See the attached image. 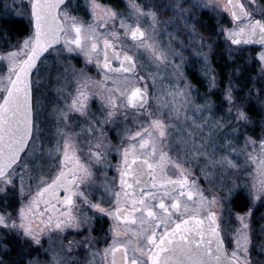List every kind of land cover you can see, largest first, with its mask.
Returning <instances> with one entry per match:
<instances>
[{
    "label": "snow or ice",
    "instance_id": "snow-or-ice-1",
    "mask_svg": "<svg viewBox=\"0 0 264 264\" xmlns=\"http://www.w3.org/2000/svg\"><path fill=\"white\" fill-rule=\"evenodd\" d=\"M25 2L29 34L15 43L4 36L0 51V250L12 243L27 255L43 248L47 236L48 264H79L69 254L81 245L91 257L86 264L97 255L100 264H264V216L253 228L252 207L242 214L228 209L237 184L231 177V186L225 183L230 170L241 171L243 158L252 205H264V118L254 121L247 111L254 102L264 109V0H192L189 7L188 0H171L172 22L184 23L189 47L199 49L193 54L202 61L204 94L185 74L184 41L174 48L170 32L161 46L153 7L127 0L125 14L85 0L86 22L72 14L76 0ZM194 9L215 12V39L187 23ZM220 38L224 48L217 52ZM73 56L85 67L77 69ZM219 56L232 67L218 70L213 58ZM46 81L57 85L63 105L54 103L47 130L39 120ZM73 116L81 121L78 131ZM255 124L258 137L246 131ZM115 126L122 128L119 145L108 136ZM114 152L120 159L112 165ZM112 168L117 175L98 185L97 173ZM201 177L218 180L226 194L202 187ZM96 214L112 221L102 251L93 250L91 235L53 245V235L90 232Z\"/></svg>",
    "mask_w": 264,
    "mask_h": 264
},
{
    "label": "rangeland",
    "instance_id": "rangeland-1",
    "mask_svg": "<svg viewBox=\"0 0 264 264\" xmlns=\"http://www.w3.org/2000/svg\"><path fill=\"white\" fill-rule=\"evenodd\" d=\"M121 1V7L113 6L112 7L117 8L119 11L124 12L127 14L128 8H127V0H120ZM3 3V9L6 11V13H9L15 17H21L25 19L26 21L29 22L28 16L26 14L27 12V6L25 0H1ZM78 5H81V9L78 10H73L72 14L80 16L83 20L86 22L91 19V16L88 14L86 9L83 7L85 0H77L76 1ZM138 4H140L142 7L147 8L149 6L153 7L154 10L157 12L160 24L158 25V33H157V39L160 41L161 46L167 47L168 41H169V36L167 33L170 32H175L176 33V38L172 40V46L174 48L179 49L180 45L178 43L179 40H183L185 47L187 50L184 51V56L187 60L186 66H185V74L188 78V80L191 82V84L195 87H197L200 91V93L204 94L208 92L207 86H206V81L204 80L202 74H201V69H202V61L199 60V58L194 56L195 51H199V49H196L194 46L189 47V40H190V34L189 32L185 29L184 23L180 22L179 20H176L175 22H172L175 20V14L172 11V8L169 6L171 3V0H136ZM192 0H188V3L185 4L186 7L191 6ZM108 5V4H107ZM194 19L192 18V14L189 15V18L187 19L188 24H195L196 30L203 34L206 38L211 37L215 39V30L214 26L217 24V16L215 12L211 9H201V10H195L194 9ZM219 20L221 23L227 24L228 20L226 17L221 16L219 17ZM167 22V23H165ZM143 26L145 28L148 27V21L145 20L143 22ZM4 44L0 45V51L3 50ZM224 48L223 44V38H220L217 40V52H219L221 49ZM251 51V49H249ZM224 59V62L226 66L232 67L228 63L227 57L226 56H219V57H214L213 58V64L215 67H217V64L219 63L220 59ZM72 64L77 68H84V60L82 57H77L73 56L70 57ZM142 62L147 65L148 61L146 57H141ZM179 62V61H177ZM219 70V67H217ZM93 77L99 78L97 75V72L92 66H88L86 69ZM148 71H154L155 69L151 67H147ZM60 71H63L62 69ZM195 75V76H193ZM225 78V77H222ZM226 79V78H225ZM47 84V87H44L39 94V100L41 102V112L39 116L40 120V126L44 129H50L52 120H51V110L52 107L54 106V103L60 107H62V103L55 98V93L53 91L54 88L57 87V85L54 82H45ZM200 83V85H199ZM238 84L241 86H244L247 84V77H242L241 80L237 81ZM259 87V85H257ZM220 89H223V85H220ZM68 91H71V88L68 89ZM246 92V88L244 92H239L237 93L239 96H244ZM211 98L215 100L217 103L220 102L222 97L219 95V92L213 90L211 93ZM202 102V101H198ZM92 109L95 111L98 108V103L93 101L91 105ZM256 110V114H255ZM249 116L252 118L254 121H259L262 118H264V109H262L257 102L251 103L247 109ZM75 117V116H73ZM77 118V117H76ZM78 119V118H77ZM78 121H80L78 119ZM71 122L74 125V130L78 131L77 127V120L71 119ZM242 132L245 131V129L241 130ZM246 131L248 132L249 135L253 137H258L261 129L259 124L255 125H250ZM122 132V128L119 126L113 127L108 133H120ZM243 142V137L241 136L239 143L242 145ZM233 159H236L233 157ZM239 164L242 165V169L240 172H232L231 170L228 173V176L225 177V183L228 186H231V181L228 179V177H231V179L236 181L237 188L234 190L233 194L231 195V203L227 205V208L230 209L233 213H244L246 212L250 207L253 209V221L255 220L254 215L256 211H261L260 214L264 216V205L260 204L259 202L256 203V205L253 207L251 199L248 195V188L246 185L249 183V181L252 179L251 176L248 175V172L246 169L243 168V158L237 161ZM197 176L200 175L199 172L196 173ZM200 183L202 187L205 189L211 188L212 191L216 192L219 196H224L226 193L225 191L220 187V183L217 180L216 182L209 184V182H206L203 180L201 177ZM241 194L243 196V199L247 201V207L243 211H237L234 208V199L237 194ZM206 195L208 192L205 193ZM227 215V213L225 214ZM233 225H235V219L234 217L231 218ZM253 228H257L253 224ZM89 233H84L83 231L79 233L76 237L72 238V240H77V241H83L85 237L89 236ZM96 241V239H94ZM80 249V252L83 253V259L80 264L86 263L85 260L91 259V257L88 254V251L85 249L83 245L78 246ZM94 250V249H93ZM257 253H253V256H256ZM98 257V255L96 256Z\"/></svg>",
    "mask_w": 264,
    "mask_h": 264
},
{
    "label": "flooded vegetation",
    "instance_id": "flooded-vegetation-1",
    "mask_svg": "<svg viewBox=\"0 0 264 264\" xmlns=\"http://www.w3.org/2000/svg\"><path fill=\"white\" fill-rule=\"evenodd\" d=\"M98 2L102 4L117 6L119 8L121 7L120 0H116L115 3L113 2V0H98ZM79 6H80L79 9H81V5ZM72 119L77 120L78 122L77 127H78L81 121H78L76 117H72ZM108 136L114 145H119L120 136L118 135V133H108ZM119 159H120L119 155L115 152L112 153L111 156L109 157V160L112 165H115ZM116 175L117 173L114 168L108 169L105 174H101L98 172L97 177H96L97 184L99 185L105 181L110 182L112 178ZM238 196L243 197L241 194L238 193L235 199ZM235 210L241 211L240 209H236V208ZM260 213L261 211H256L254 215L255 220L253 224L257 228H259L260 223H261V217L263 216ZM88 214L91 216L92 212H89ZM111 223L112 221L110 218L103 216L102 214H96L90 226L91 231L89 232L87 229L82 230L84 233H89L94 239H96L95 244H94V250L102 251L107 246V242H110L109 229H110ZM77 235L79 234L73 230H69L68 232L64 233L62 237H57L56 235H53L52 236L53 245L58 248L60 240H63L64 243L67 244L68 240H72V238L76 237ZM5 242H8V241H5ZM257 242H259V240H257ZM42 245H43V248L33 247L32 249L28 250L29 254L24 255V254H21V250L19 249V247L14 246L12 243H9L7 251L0 250V259H3L4 264H27V261L31 259H38L39 261L42 262V264H48L50 257H49V254L45 253L44 251V249H47L49 247L47 236L42 237ZM253 253L255 255V252ZM69 255L72 257L74 262H79V264L81 263L83 259V257H81L83 256V253L80 252L79 247L74 248L73 251ZM100 259L101 257L98 255V257L95 258V264H100Z\"/></svg>",
    "mask_w": 264,
    "mask_h": 264
},
{
    "label": "trees",
    "instance_id": "trees-1",
    "mask_svg": "<svg viewBox=\"0 0 264 264\" xmlns=\"http://www.w3.org/2000/svg\"><path fill=\"white\" fill-rule=\"evenodd\" d=\"M115 3L116 0H113ZM3 3L0 0V45L5 43L4 36H7V39L15 43L16 40L22 36H26L29 34L30 26L29 22L21 17H15L3 9ZM258 47V46H254ZM219 70H226L228 67L226 66L224 59H220L219 63L217 64ZM195 76V75H193ZM200 85V83H199ZM256 114V110H255ZM247 206V201L243 199V197L238 196L234 200V208L244 210Z\"/></svg>",
    "mask_w": 264,
    "mask_h": 264
}]
</instances>
